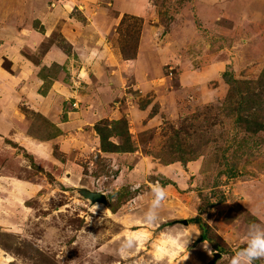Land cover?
<instances>
[{
	"label": "rangeland",
	"instance_id": "rangeland-1",
	"mask_svg": "<svg viewBox=\"0 0 264 264\" xmlns=\"http://www.w3.org/2000/svg\"><path fill=\"white\" fill-rule=\"evenodd\" d=\"M33 1L0 0V81L22 83L0 99L1 144L22 167L9 173L41 178L51 194L45 210L43 190L23 203L38 206L35 217L0 228V264H208L195 217L221 250L206 242L220 254L215 264H227L248 226L264 224V0H138L128 12L124 0H42L44 18L60 4L55 24L37 21ZM21 28L42 43L17 47ZM80 39L97 49L84 64ZM52 48L60 59L51 64L43 56ZM90 80V92L106 98L101 111L80 100ZM10 131L43 141L48 163L4 138ZM80 131L97 139V153L82 150ZM156 183L167 191L162 220L132 228ZM79 188L113 198L92 208ZM175 225L190 240L179 251L167 236ZM124 231H136L139 243L121 255Z\"/></svg>",
	"mask_w": 264,
	"mask_h": 264
},
{
	"label": "crops",
	"instance_id": "crops-1",
	"mask_svg": "<svg viewBox=\"0 0 264 264\" xmlns=\"http://www.w3.org/2000/svg\"><path fill=\"white\" fill-rule=\"evenodd\" d=\"M41 1L42 0H38L35 3L32 2L33 3V7H34L33 9L36 10L35 11L36 13H32V15L33 16L37 15L36 19H37V21L39 20V23L43 22V20H48L50 24L53 23V21H54L53 24H55L56 17H57L56 15L59 14V13L57 14V12L59 11V9H61V8H59L60 4L58 3L57 6L54 4V7L53 8L51 7L52 9H49V13L47 14L48 16H46L44 18V16H45V14H43L44 10H42V8H41V5H43L44 2L41 4ZM141 1L142 0H139L140 3H141ZM123 2H124L123 6H125V9L124 8L123 9L125 10V12L133 11V10H137L138 9V7H137L138 6V3H137L138 0H132L131 4L127 3L126 0H124ZM62 9L65 11V9L63 7H62ZM50 19H52V20H50ZM33 21H35V20L33 19ZM111 23H113V22H111ZM28 28H29V25H28ZM28 28H21L20 29L21 31L18 32V36H20V39L19 38L18 39L21 42V44H19V42L16 43L17 47H19L20 45H27V47L30 48V47H33L34 45H36V42L42 43V39H43L42 37L43 36L41 35V37H40L36 31H34L32 28H30V29H28ZM93 29H94V31H96L95 28H93ZM18 39H16V40L18 41ZM84 40L85 39H80V54L78 56L76 55V61L78 62V60L80 59V61L83 62V64H84V62H86V63L89 62L92 59L91 55L94 54L96 52V50H97L95 47L89 48L87 46H83L82 43H83ZM53 50L54 49L52 48V49H50L49 51H47L44 54V56H43L44 61L45 60L51 61V64H52L53 62H56V60L60 59V57L58 55V52L57 51H53ZM4 51H5L4 52L5 53L4 58H5L6 54H8V51L5 48H4ZM87 52H91V54L87 53ZM89 54H90V56H89ZM16 58L18 59V61H20L19 57H16ZM2 60H3V58H2ZM2 76H3V74H2ZM3 77H5V75ZM19 77L20 76H18L16 80L19 81ZM93 77L96 78V76H93ZM95 78H93V79H95ZM2 79L3 78L1 77V80ZM20 79H21V77H20ZM93 79H91V80H93ZM108 79L111 80V82L116 80V79H113V78H108ZM91 80L86 82V83H84L82 81V84H84L85 89L87 91H89V94H85L84 95L83 92H85V90L79 89L78 91L80 92V96L83 97V98H80V100H85L87 98H90L89 102L92 103L93 110L101 111L102 105H103V100H105L106 98L103 97L102 95L98 94V91L97 92L94 91V93L90 92L89 88H93V84L91 83ZM20 81H22V80H20ZM3 84L4 83H2V85L0 84V92H1L0 99L2 101H3V99L5 97H7L6 94L8 93V91H10L9 93H14L15 89L16 88H20L21 85H22V83H21L19 85H16V87L14 88L11 85L8 86V82L5 85H3ZM107 91H108V89H105V94L107 93ZM117 91H118V88L115 86L114 90H113V93H117ZM51 111L53 112V110H50V111L46 112V113L49 114L50 117L53 116ZM131 113L133 114V117L136 120V125L135 124L134 125L136 127H138V128H139V126L142 127L143 124L142 123L139 124L137 122V119L141 118V116H142L141 113L139 111L135 110V109H132ZM81 126H82V123L80 122V128H81ZM128 126L129 127L132 126V123L130 121L128 122ZM135 126H133V127L135 128ZM4 128H5V126L0 124V129H2V131L4 130ZM132 129L130 128V132H131ZM2 131L0 130V133H1L0 149H1V151L3 150V153H4L5 150H4L3 145L1 144ZM80 135H83L81 131H80ZM83 136H84V138H82V139H84V140L80 139V141L82 140L86 147H85V150L83 148H82V150L86 151V153L88 155L90 154L89 152H92V151L97 153L98 152L97 139L96 138L95 139L92 138L93 136H90V135H86V136L83 135ZM6 137H9L10 140L8 139V141H11L13 143H16V140L23 141L22 146L25 145L24 147L29 149V153L33 156V158H34L35 162L37 163V165H40V166L44 165L45 166L48 163L47 161L49 160V155H47V154H49V152L47 150V146H45V143L43 141L35 140V139L31 138V137H28L27 135L19 134L18 132L14 133V131H10V132H8V134H5L4 138H6ZM5 148L7 150H6V152L4 154L0 151V228L15 227L16 225H14L15 224L14 220H17L18 218H21V217L22 218L25 217V219H28V216H29L30 213L35 217V212L34 211H35V209H38V206L36 205V207L29 208L26 204L23 205V203L28 201L30 198H33L34 195H36L39 191L43 190L44 192L42 194H44V195L42 197L41 203H39L40 202L39 201L38 205H39V208L44 209L45 206H46L45 202L48 201V200H45V198L47 197L48 193L51 194L50 186L47 187V184H45L43 179L37 177L36 174H33V176H31V174L29 172H27V173L25 172V177L39 178L38 180H32V179L27 180V178H25L26 180H24V179H21L19 177V175H15L13 173L10 174L9 170L14 168V170L16 172H19L16 167H19V169L20 168L22 169V167L20 166V160L18 159V156L12 157L13 153L8 150L7 146ZM8 162L11 163V165L13 164V166H11V168L6 167V165L9 166ZM75 178L77 179L78 175H73L72 176V179H75ZM43 201H44V203H43ZM40 205H42V206H40ZM62 205H64V204H62ZM72 205L74 206V204L70 203L68 205V208L71 207ZM97 206H99V204H96L94 206L90 205V207L98 209ZM128 206H129L128 204L124 205L125 208H127ZM64 207H66V206L64 205ZM27 210H29V212ZM143 210L144 209H142V212H143ZM61 212L62 211H60V210L57 211V213L59 214V217H61L60 215L63 214ZM67 212L68 211H66V214H68ZM114 215H115V217L118 216L117 213L114 214ZM75 217H76V215H75ZM133 217H134L133 219H135L137 224H134L135 222L130 224V225H134V226H132V228L136 227V225H138V223H140L139 219L142 220V213L140 215H138V216L135 213V216H133ZM130 221H132V220H130ZM142 222H143V220H142ZM119 223L123 227H126V226L129 225V224L127 225V223H129V221L125 222V220L123 222H119ZM135 232L136 231H132V232L124 231V235L125 236L126 235L130 236L131 233H135ZM38 242L41 243V239L40 238H39ZM39 243H38V245H39Z\"/></svg>",
	"mask_w": 264,
	"mask_h": 264
},
{
	"label": "clouds",
	"instance_id": "clouds-1",
	"mask_svg": "<svg viewBox=\"0 0 264 264\" xmlns=\"http://www.w3.org/2000/svg\"><path fill=\"white\" fill-rule=\"evenodd\" d=\"M151 187L153 199L142 217L143 222L148 225L158 224L162 220L160 211L163 207V202L167 199V191L163 186L156 183ZM134 188L135 186L133 190ZM173 227L176 230L168 232L167 236L176 250L179 251L186 247L190 243V240L187 239V231L183 225H175ZM138 243V238L135 235L125 237L120 244V254L124 255L134 247H137ZM203 248L209 256L214 255V252L206 242H204ZM221 259L224 258L222 257ZM261 259H264V224H251L248 226L246 235L243 238L242 246L228 258L227 264H254L255 261Z\"/></svg>",
	"mask_w": 264,
	"mask_h": 264
},
{
	"label": "water",
	"instance_id": "water-1",
	"mask_svg": "<svg viewBox=\"0 0 264 264\" xmlns=\"http://www.w3.org/2000/svg\"><path fill=\"white\" fill-rule=\"evenodd\" d=\"M78 194L86 201H88L92 206L95 204H101L106 206L108 204L107 195L100 191H91L87 188H79L77 190ZM184 225L187 224L186 221L182 222ZM220 258L219 253H214L213 259L208 264H215L216 260Z\"/></svg>",
	"mask_w": 264,
	"mask_h": 264
},
{
	"label": "trees",
	"instance_id": "trees-1",
	"mask_svg": "<svg viewBox=\"0 0 264 264\" xmlns=\"http://www.w3.org/2000/svg\"><path fill=\"white\" fill-rule=\"evenodd\" d=\"M261 128H264V125H260ZM100 135V140L103 141V139H105L99 132H97ZM50 138V137H49ZM34 165V164H33ZM112 195H107V199H108V206L111 203L112 200ZM110 210H113L110 208ZM116 210V209H115ZM114 210V211H115ZM189 223L192 224H196L199 228V238L197 239V242H208L209 244L213 245V246H217L216 244L213 243V241L207 236V231L209 229V227L207 226V224L203 223V221L201 220L200 217H195L193 218ZM217 248L220 250V248L217 246ZM221 251V250H220Z\"/></svg>",
	"mask_w": 264,
	"mask_h": 264
}]
</instances>
